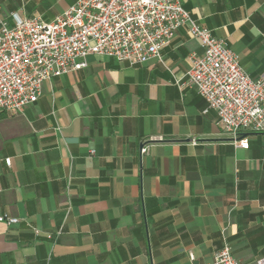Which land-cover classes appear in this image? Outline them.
<instances>
[{
    "label": "crops",
    "instance_id": "0c3cea01",
    "mask_svg": "<svg viewBox=\"0 0 264 264\" xmlns=\"http://www.w3.org/2000/svg\"><path fill=\"white\" fill-rule=\"evenodd\" d=\"M76 1L0 0V23L51 21ZM183 6L262 74L264 0ZM202 52L182 26L162 59L90 54L34 104L0 111V215L20 219L0 222V264H201L225 243L240 264L264 258V131L237 147L197 89L176 83Z\"/></svg>",
    "mask_w": 264,
    "mask_h": 264
},
{
    "label": "built area",
    "instance_id": "2783aa9c",
    "mask_svg": "<svg viewBox=\"0 0 264 264\" xmlns=\"http://www.w3.org/2000/svg\"><path fill=\"white\" fill-rule=\"evenodd\" d=\"M184 1L77 0L51 21L41 16L1 21L0 111L18 113L34 104L46 81L88 67L90 54L129 65L162 59L165 46L187 26L203 52L190 55L185 81L176 83L195 87L207 102L204 112L215 110L235 145L249 148L242 134L264 131V71L252 77L224 39L197 24ZM147 151L144 145L142 152ZM5 161L11 165V158ZM19 220L0 215V222L9 225ZM201 264L240 263L225 243L212 261ZM253 264H264V258Z\"/></svg>",
    "mask_w": 264,
    "mask_h": 264
}]
</instances>
